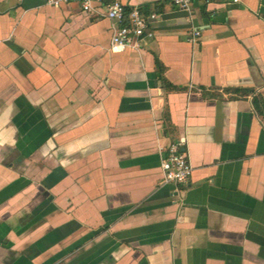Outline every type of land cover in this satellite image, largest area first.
<instances>
[{
    "label": "crops",
    "instance_id": "crops-1",
    "mask_svg": "<svg viewBox=\"0 0 264 264\" xmlns=\"http://www.w3.org/2000/svg\"><path fill=\"white\" fill-rule=\"evenodd\" d=\"M118 1L156 14L137 50L77 3L0 0V264H264V0Z\"/></svg>",
    "mask_w": 264,
    "mask_h": 264
},
{
    "label": "built area",
    "instance_id": "built-area-1",
    "mask_svg": "<svg viewBox=\"0 0 264 264\" xmlns=\"http://www.w3.org/2000/svg\"><path fill=\"white\" fill-rule=\"evenodd\" d=\"M180 10L188 11L195 1L209 3L221 1L236 4L239 0H169ZM50 7H59L62 4L77 3L81 10L87 14L99 13L111 23L110 51L122 53L127 50L141 48L145 37H150L148 25L156 18L151 13L144 16L137 7L127 10L118 0H43ZM200 33L193 31L188 35V41L195 44ZM186 144L184 137L170 144L165 150V156L160 160L162 181L165 184H187L192 174V166L187 155L182 151Z\"/></svg>",
    "mask_w": 264,
    "mask_h": 264
},
{
    "label": "trees",
    "instance_id": "trees-1",
    "mask_svg": "<svg viewBox=\"0 0 264 264\" xmlns=\"http://www.w3.org/2000/svg\"><path fill=\"white\" fill-rule=\"evenodd\" d=\"M156 65L159 66V64L157 62H156ZM165 86L169 90L174 89V87H172V86H168V85H165ZM227 92L235 94V95H242V94L246 95L247 93H249V91H246V90H244V91L233 90V91H227ZM252 106H253L254 110L256 111V113L264 118V104H263V101L260 97H258V96L253 97Z\"/></svg>",
    "mask_w": 264,
    "mask_h": 264
},
{
    "label": "water",
    "instance_id": "water-1",
    "mask_svg": "<svg viewBox=\"0 0 264 264\" xmlns=\"http://www.w3.org/2000/svg\"><path fill=\"white\" fill-rule=\"evenodd\" d=\"M182 150V149H181ZM183 151V150H182Z\"/></svg>",
    "mask_w": 264,
    "mask_h": 264
}]
</instances>
